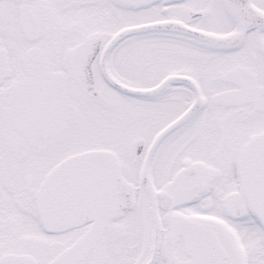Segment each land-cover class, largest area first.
Wrapping results in <instances>:
<instances>
[{"label":"snow or ice","instance_id":"6c2138e0","mask_svg":"<svg viewBox=\"0 0 264 264\" xmlns=\"http://www.w3.org/2000/svg\"><path fill=\"white\" fill-rule=\"evenodd\" d=\"M0 264H264V0H0Z\"/></svg>","mask_w":264,"mask_h":264}]
</instances>
